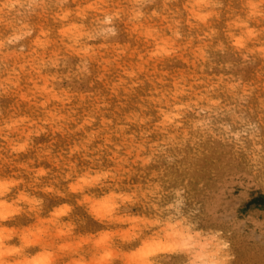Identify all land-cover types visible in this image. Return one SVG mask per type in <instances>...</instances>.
Listing matches in <instances>:
<instances>
[{"label": "clouds", "instance_id": "obj_1", "mask_svg": "<svg viewBox=\"0 0 264 264\" xmlns=\"http://www.w3.org/2000/svg\"><path fill=\"white\" fill-rule=\"evenodd\" d=\"M208 145L264 170V0H0V264H234L164 206Z\"/></svg>", "mask_w": 264, "mask_h": 264}, {"label": "rangeland", "instance_id": "obj_2", "mask_svg": "<svg viewBox=\"0 0 264 264\" xmlns=\"http://www.w3.org/2000/svg\"><path fill=\"white\" fill-rule=\"evenodd\" d=\"M160 166L169 176L165 207L173 204V214L212 224L213 231L225 229L234 264H264V184L258 183V173L264 170L214 145H208L194 165L178 160L169 166L164 160ZM111 208L110 201H104L96 211L104 215ZM234 210L246 222L239 229L231 226ZM161 250H166L161 242L149 243L144 256ZM172 259L181 264L185 258Z\"/></svg>", "mask_w": 264, "mask_h": 264}]
</instances>
